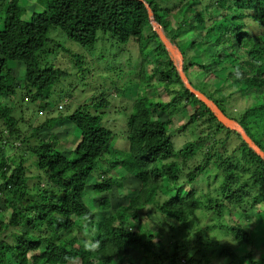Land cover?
Listing matches in <instances>:
<instances>
[{
    "label": "trees",
    "instance_id": "16d2710c",
    "mask_svg": "<svg viewBox=\"0 0 264 264\" xmlns=\"http://www.w3.org/2000/svg\"><path fill=\"white\" fill-rule=\"evenodd\" d=\"M37 1L40 12L24 18L20 0H0V264H213L212 258L264 264V251L254 259L258 243L243 226L251 220L249 209L264 202V161L184 87L148 13L149 7L182 52L184 70L197 73L192 85L264 151V0ZM56 28L88 49L99 32L124 44L134 40L140 53L150 39L158 42L139 74L154 97L137 92L126 122L128 149L113 145L114 132L104 123L109 100L103 89L91 90L67 115L58 112L40 122L24 118L29 110L23 97L40 102L37 116L40 111L46 116L53 86L70 77L67 69L75 66L81 74L87 66L76 50L73 59L54 57L64 50L48 36ZM188 50L193 56H186ZM155 75L160 91L152 89ZM71 81L83 82L76 76ZM17 88L18 117L1 99ZM234 97L251 102L233 110ZM183 118L186 122L170 125ZM56 122L80 133L66 153L67 140L50 131ZM188 131L196 136L182 141L178 133ZM29 137L38 141L27 147L37 156L38 176L26 173L25 153L18 152ZM112 152L118 155L112 158ZM209 167L216 177L207 186L219 178L215 199L194 186ZM207 214L209 221L200 222ZM224 215L232 224L220 220ZM218 232L233 242L219 241Z\"/></svg>",
    "mask_w": 264,
    "mask_h": 264
},
{
    "label": "rangeland",
    "instance_id": "374dc122",
    "mask_svg": "<svg viewBox=\"0 0 264 264\" xmlns=\"http://www.w3.org/2000/svg\"><path fill=\"white\" fill-rule=\"evenodd\" d=\"M22 5L25 6L24 8V18H29L32 11H39L42 9V6L39 4L37 0H20ZM1 28V24H0ZM48 34V36H53L60 45L64 48H61V51L54 55H59L62 57V54L67 58L73 59V51L78 52V54L82 55L86 60L84 63L87 66H84L83 72L81 74L76 73V67L74 66L69 72L71 73L70 77L64 80H60L57 84H55L50 91L49 97L46 99L47 102V110H49L46 116H37L36 108L40 105V102H31L23 100L24 108H27V112L24 114V118L28 121L36 119V121L40 122L47 117L54 116L56 113L61 112L62 115H67L68 113L72 112L75 106H81L83 103L92 95H90L91 90L99 91L103 89L106 93V98L109 100V107L106 110L104 115V123L108 126L110 130L114 132V139L113 145L116 149H128V143L126 139V122L130 114L133 112V102L135 97H139L140 95L137 94L138 91L146 90L145 84H140V72H143V64H149L148 60H151L152 57H149L150 54L153 53V49L158 45L156 40L150 39L146 44V51L144 53H140L139 49L133 44V41H128L127 43H120L114 40L109 34L99 32L97 40L93 47L91 48H81L78 44L74 43L70 39H68L64 33H62L58 28L52 30ZM148 30L144 31V35H148ZM159 38V37H158ZM169 39V38H168ZM145 40V39H144ZM160 40V39H159ZM170 40V39H169ZM137 41V40H136ZM171 41V40H170ZM172 43V42H171ZM68 47H71L73 50H70ZM159 48L156 47V51ZM64 51V53H62ZM186 56H193V51H186ZM162 53V52H161ZM51 58V57H50ZM53 58V57H52ZM88 59V61H87ZM202 59H200L201 61ZM153 62V61H152ZM206 62V61H202ZM68 67V66H64ZM21 68H16L14 70V74L20 75ZM190 70L188 69V77L191 81H195L194 77L197 76V73L194 74V77L190 75ZM81 77L83 82L71 81L73 77ZM148 80V76H144ZM159 80V76L155 75L152 78L154 86L152 89L157 88V82ZM149 81V80H148ZM77 85L82 86L80 91H70L68 88L69 86H73L75 90H77ZM207 87H210L208 84ZM147 94L154 97L152 90H146ZM88 94V95H87ZM90 95V96H89ZM1 99H5L6 104L12 108V114L16 117L20 116L22 106L19 104V97H18V88L16 90L15 95H10L8 98L6 96H1ZM158 100L157 98H153V100ZM61 101H66L65 107L62 110L55 109L54 111H50L51 109L57 108V104ZM165 101V100H164ZM251 100L248 98H233L231 101L233 105V110L245 107L247 103H250ZM25 110V109H24ZM184 111V110H183ZM23 115V113H22ZM21 115V116H22ZM155 116V115H154ZM186 122V119H177L175 122H171L170 125L174 124L173 127L180 125ZM23 124V123H22ZM35 125L37 123L35 122ZM22 126V125H21ZM3 126L0 123V130ZM22 129L26 131V127L22 126ZM32 130L26 131L27 134L31 133ZM50 131H56L58 135H61V139L67 140V144L63 148V152H68L70 147H74L77 141L80 138L79 130L75 128L74 125L66 126L64 123L56 122L55 126L50 129ZM65 131H68L67 133ZM175 133V132H174ZM178 136L182 141L193 139L196 136L195 132H184L178 133ZM34 139V137H31ZM73 142V143H72ZM7 154L12 156L14 155V149L10 148L9 146H4ZM20 153H25L23 158L24 165L29 168L30 173L33 176H38L37 168H36V161L37 156L34 153H31L26 148H22L18 150ZM118 154L115 152L111 153V157L114 158ZM102 164V163H101ZM104 169V166L102 165ZM98 166L94 169L97 172ZM94 172V175H95ZM118 171H111L113 174H117ZM216 173L214 170L209 167L207 170L206 175H203L199 178L198 182L194 183V186H198L202 188L203 193H209L212 198H217L216 194L213 191L214 187H217L219 184V178L216 181H210V185H208L209 179H215ZM37 181L36 179L28 181L30 185ZM171 194V193H170ZM162 199V198H161ZM160 199V200H161ZM220 200V199H219ZM202 212V208H200L197 213L200 214ZM203 213V212H202ZM154 214L149 211V218L145 220V223L149 226L150 225V217ZM208 216H200V222H207L209 218L212 217L211 215L207 214ZM235 216H238V213H235ZM249 216L251 220L245 221L243 226L249 228L254 236L256 243H258V247L255 248L254 252V259L259 258V254L264 251V246L261 244L262 238H264V202L256 205L254 208L249 209ZM227 215L221 217V221L225 224H232L230 219L226 218ZM212 222H216V217L213 216ZM222 232V231H221ZM218 232L216 235L219 241L221 242H233V239L230 235L224 236L223 233ZM89 244V241H86ZM213 264H227L228 260H218L215 258L211 259ZM240 264H247V262H243Z\"/></svg>",
    "mask_w": 264,
    "mask_h": 264
},
{
    "label": "water",
    "instance_id": "95a60500",
    "mask_svg": "<svg viewBox=\"0 0 264 264\" xmlns=\"http://www.w3.org/2000/svg\"><path fill=\"white\" fill-rule=\"evenodd\" d=\"M149 14H152L150 9H148ZM155 30L159 36L160 41L165 46L170 59L173 61L174 64H176L177 69L179 71V75L184 83V86L189 90V92L197 97L199 101H201L210 111L213 113V115L216 117V119L227 129L232 130L240 135L241 139L247 144V146L253 150L259 157L262 158L264 161V151L260 149V147L248 136L245 129L234 119L230 118L229 116L225 115L222 110L218 108V106L209 99L206 95L201 93L200 91L196 90L186 79L184 76L182 70L179 68L181 65V57L182 53L178 49L175 43L170 41L161 29L156 28ZM170 41V42H169ZM172 42V43H171Z\"/></svg>",
    "mask_w": 264,
    "mask_h": 264
},
{
    "label": "clouds",
    "instance_id": "9594fccd",
    "mask_svg": "<svg viewBox=\"0 0 264 264\" xmlns=\"http://www.w3.org/2000/svg\"><path fill=\"white\" fill-rule=\"evenodd\" d=\"M147 7H148V5H147ZM148 9H149V7H148ZM151 11V10H150ZM148 13H149V11H148ZM151 13H152V11H151ZM149 20H150V24H151V26H152V29L154 30V32H156V30H155V27L156 28H159V29H161V31L163 32V34L165 35V37H168V35L166 34V31L163 29V27L154 19V17H153V15L152 14H149ZM157 33V32H156ZM158 35V34H157ZM159 37V36H158ZM130 41H133L134 43V45L137 47V49H138V46H137V44L135 43V41L134 40H130ZM161 42V41H160ZM162 43V42H161ZM174 43V42H173ZM164 46V45H163ZM164 48H165V46H164ZM166 49V48H165ZM179 49V48H178ZM180 50V49H179ZM167 51V50H166ZM181 52V51H180ZM168 53V52H167ZM182 53V52H181ZM169 55V54H168ZM170 58V57H169ZM173 62V61H172ZM174 64V63H173ZM174 66H175V68H176V71H177V74H178V76H179V78H180V80H181V82L183 83V81H182V79H181V77H180V75H179V71H178V69H177V66H176V64H174ZM179 68L182 70V72H183V74H184V76L186 77V79L189 81V83L192 85V83H191V80L189 79V77H188V72L187 71H185L184 70V57H183V54H182V57H181V65L179 66ZM190 75L192 76V77H194V74H193V72L190 70ZM194 79H195V81H192V82H196L197 80H199L197 77H194ZM157 82H159V81H157ZM183 85H184V83H183ZM193 86V85H192ZM185 87V86H184ZM194 87V86H193ZM161 88L162 87H158V91H160L161 90ZM186 88V87H185ZM195 88V87H194ZM187 89V88H186ZM196 90H198V91H200L198 88H195ZM188 90V89H187ZM189 91V90H188ZM201 93H203L202 91H200ZM204 94V93H203ZM204 95H206V94H204ZM207 96V95H206ZM105 97H106V95H105ZM208 97V96H207ZM209 98V97H208ZM210 99V98H209ZM23 100H25V101H29V99L27 98V96H25V97H23ZM212 100V99H211ZM213 101V100H212ZM3 102H5V99H3ZM201 102V101H200ZM214 102V101H213ZM65 103H66V101H61L59 104H57V108H58V110H62V109H64V107H65ZM215 103V102H214ZM6 104V103H5ZM7 105V104H6ZM8 106V105H7ZM9 107V106H8ZM10 108V107H9ZM219 108V107H218ZM220 109V108H219ZM221 110V109H220ZM39 112V111H38ZM43 112V114H44V112L45 111H42ZM41 111L38 113V116L39 117H41L43 114H41L42 113ZM223 112V111H222ZM224 113V112H223ZM225 114V113H224ZM226 115V114H225ZM228 116V115H227ZM235 120V119H234ZM127 131H128V129H127V125H126V128H125V132H126V137H127ZM26 135H29V134H27L26 133ZM61 139V138H60ZM28 140H29V142L27 143H25L24 144V147L23 148H26L28 151H30L31 152V150L30 149H28L27 147H30L31 145H33V144H35V143H37L38 141L34 138V139H31V137H29L28 138ZM62 140V139H61ZM64 140H66V139H64ZM15 145H19V142L18 141H15V143H14ZM26 146V147H25ZM65 147V146H64ZM261 149V148H260ZM32 153V152H31ZM28 171H29V168L27 169V171H26V173H28Z\"/></svg>",
    "mask_w": 264,
    "mask_h": 264
},
{
    "label": "bare ground",
    "instance_id": "6f19581e",
    "mask_svg": "<svg viewBox=\"0 0 264 264\" xmlns=\"http://www.w3.org/2000/svg\"><path fill=\"white\" fill-rule=\"evenodd\" d=\"M168 38V37H167ZM170 42V41H169Z\"/></svg>",
    "mask_w": 264,
    "mask_h": 264
}]
</instances>
